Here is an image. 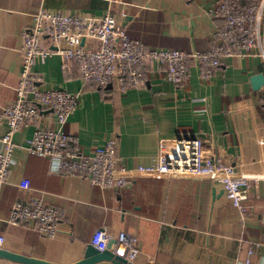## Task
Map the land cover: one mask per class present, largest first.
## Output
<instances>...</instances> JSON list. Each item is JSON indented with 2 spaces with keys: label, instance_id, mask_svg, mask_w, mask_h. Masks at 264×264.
I'll list each match as a JSON object with an SVG mask.
<instances>
[{
  "label": "crops",
  "instance_id": "obj_1",
  "mask_svg": "<svg viewBox=\"0 0 264 264\" xmlns=\"http://www.w3.org/2000/svg\"><path fill=\"white\" fill-rule=\"evenodd\" d=\"M220 1L0 0V109L15 97L21 50L40 12L92 17L108 13L146 51L171 48L190 54L208 50L215 41L221 21L208 10ZM59 46L64 45L42 37L40 47L52 53L32 66L40 77L37 86L79 95L64 131L75 133L87 154L115 136L129 184L101 189L85 174L52 172L48 159L22 148L34 130L25 126L14 135V160L0 197V248L71 264L84 257L95 229L108 228L138 238L133 264H264V180L254 185L243 219L217 177L138 170L155 164L160 139L196 135L205 140L211 157L230 162L237 175H264V88L255 91L250 81L264 73V42L247 56L223 57L210 80L201 79L191 60L183 87L168 82L156 62H147L146 79L123 93L114 83L111 88H86L89 84L83 82L76 61L66 60L56 51ZM39 121L54 127L53 112L42 110ZM22 179L30 181L26 190L18 186ZM34 199L60 214L54 235L40 234L31 223L9 222L15 201ZM0 264L21 263L0 258Z\"/></svg>",
  "mask_w": 264,
  "mask_h": 264
},
{
  "label": "built area",
  "instance_id": "obj_2",
  "mask_svg": "<svg viewBox=\"0 0 264 264\" xmlns=\"http://www.w3.org/2000/svg\"><path fill=\"white\" fill-rule=\"evenodd\" d=\"M208 12L213 17L223 18L224 29L218 30V38L208 50L190 54L171 48L146 51L144 44L131 39L108 13L101 17L47 12L36 15L35 25L27 32L21 50L15 97L0 109V131L5 128L0 133V197L14 160V135L28 125H33L34 130L22 148L30 155L48 159L52 172L66 176L85 174L92 185L101 189L124 188L129 184V170L119 163L115 136L87 154L77 135L64 131L68 117L79 105V95L65 89L41 90L37 86L40 77L32 71V66L37 58L43 59L52 53L40 47L43 36L49 37L53 44L64 45L56 51L66 60L76 61L84 83L102 87L114 83V88L123 93L144 81L143 69L147 62H156L168 82L183 87L189 75V60L197 63L201 79L210 80L223 57L247 56L264 42V0L248 7L236 1L221 0ZM260 55L264 62V51ZM42 110L53 112L54 127L40 123ZM138 170L217 177L225 197L243 219L248 213L246 201L254 185L264 180V175H237L230 162L211 157L205 149V140L196 135L160 139L155 164ZM18 186L26 190L30 181L22 179ZM59 220L58 211L41 199L15 201L9 216L11 224H34L45 236L58 231ZM1 243L3 237L0 236ZM90 243L96 249L110 250L130 263L135 262L139 253L138 238L124 231L97 228Z\"/></svg>",
  "mask_w": 264,
  "mask_h": 264
},
{
  "label": "water",
  "instance_id": "obj_3",
  "mask_svg": "<svg viewBox=\"0 0 264 264\" xmlns=\"http://www.w3.org/2000/svg\"><path fill=\"white\" fill-rule=\"evenodd\" d=\"M250 81H251L252 88L255 91H258L264 88V73L260 72V73L253 75L250 78ZM107 87L111 88V85L109 84ZM0 258L14 261V262L21 263V264H55V263H52L46 260H41L38 258L10 252L2 248H0ZM101 261L111 262L112 264H133L115 255L110 250L100 251L96 249L91 243L86 247L84 257L81 260L71 263V264H95Z\"/></svg>",
  "mask_w": 264,
  "mask_h": 264
},
{
  "label": "trees",
  "instance_id": "obj_4",
  "mask_svg": "<svg viewBox=\"0 0 264 264\" xmlns=\"http://www.w3.org/2000/svg\"><path fill=\"white\" fill-rule=\"evenodd\" d=\"M232 1H236V2H239L242 6H254V5H258L260 3L261 0H232ZM218 20L221 21V27L219 30H222L224 29V21H223V18L222 17H214ZM218 38V33L216 35V39ZM215 39V40H216ZM191 60H189L190 62ZM147 70V69H146ZM146 70H143V74H144V79H146ZM97 87V88H101L103 89L102 87L98 86V85H95V84H89L86 88H92V87Z\"/></svg>",
  "mask_w": 264,
  "mask_h": 264
}]
</instances>
